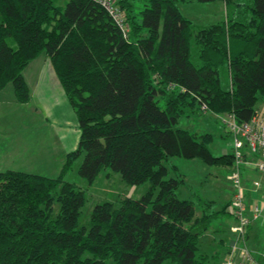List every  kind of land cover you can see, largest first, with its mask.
Here are the masks:
<instances>
[{"label": "trees", "instance_id": "trees-1", "mask_svg": "<svg viewBox=\"0 0 264 264\" xmlns=\"http://www.w3.org/2000/svg\"><path fill=\"white\" fill-rule=\"evenodd\" d=\"M178 1L116 0L130 26L124 35L96 0H0V91L12 83L17 101L28 102L23 71L45 52L80 129L57 176L0 169V264H213L200 238L226 204L212 210L180 198L184 178L170 158L232 162L231 152L212 153V134L179 121L200 110L240 122L258 112L264 0H224L226 17L197 31ZM81 154L88 182L110 169L150 186L139 198L95 204L81 225L86 191L64 177Z\"/></svg>", "mask_w": 264, "mask_h": 264}, {"label": "rangeland", "instance_id": "rangeland-1", "mask_svg": "<svg viewBox=\"0 0 264 264\" xmlns=\"http://www.w3.org/2000/svg\"><path fill=\"white\" fill-rule=\"evenodd\" d=\"M66 1L67 0H57V3H61L62 5H64ZM141 3L142 1L138 3V5H140ZM178 6L182 14L192 20L194 29L196 31L211 23L223 20L226 17V6L224 0H212L207 2H202L200 0H179ZM192 51L193 57L195 61H197L195 58L197 53L196 44L193 45ZM221 79L223 87L229 88L230 78L226 68H223L221 70ZM9 85L11 86L7 87V91L10 89V87H13L12 83H9ZM37 93L43 102L44 107L42 115L43 117H45V123L43 122V119L42 122L40 120L38 121L36 119L37 116H35L34 120L36 121H34L33 125L31 126L32 130L35 131V135L37 137L40 132L42 133L44 132V129L48 128V124L52 127V129L58 132L59 136L61 133L60 138L63 142L59 146V153L57 156H55V159H51L49 161L45 160L37 162L32 157L30 161H28V163H24V157L26 156L25 154L30 156V153L35 151L46 152L48 150L46 147H49V142L44 143L43 136L42 139L39 140L29 137L30 143L25 147L23 146L24 144L20 146L22 141L19 139V142L17 141L15 143L17 144L18 148L15 149V151L11 150L10 152L11 156H13L11 158L15 159H13L12 165H6L5 167L0 168L25 169L28 168V164L32 161L34 163H37L34 164V169H30L31 171L49 176H57L62 168V165H64L63 159L65 156L61 155V152L65 154L67 151L73 150L77 147L79 139V121L75 113V109L70 102L65 90L63 95L62 93H56V90L54 91L53 96L51 94L48 95V93L44 89H39ZM33 102L34 101H30L26 106L20 107L29 108ZM257 110L261 115L264 116V96H261V98L259 99L257 103ZM223 114L226 113L217 114L211 111L201 110L194 113L190 112V114L186 113L180 117L179 125L189 128L192 131L198 132L199 134H212L213 137L211 142L209 143V147L212 153L214 155H225L227 153H230L232 150L231 143L233 141V136L229 134V132H227L226 127L222 123ZM4 118L5 117H3V119ZM3 128V126H0V129ZM6 128L8 129L9 126H7ZM36 131H39V133H37ZM29 135L30 134H28L27 137ZM32 139H34V141ZM2 146L3 145L1 144L0 148ZM27 149H29L30 151H28ZM82 159L83 154L77 157L73 161L72 167H70L64 173L65 179L76 182L86 191L87 200L82 207V214L80 218L81 225H89L90 214L95 204L106 200L117 201L118 199L125 196L139 198L150 186V183L148 181L141 184H129L122 178V175L119 172H115L110 169H104L100 172V174L94 181L88 182V180L81 177L78 173V168ZM170 163L177 165L179 172L184 178V181L177 190L178 196L180 198H190L195 200L197 204L199 202L204 203V206H208L206 204V201H208L210 202L209 207L212 210L221 209L223 205L228 204L230 198L232 197L234 189L232 179L230 178L232 166L234 163L233 160L231 163L208 164L199 158L187 159L179 156H174L170 158ZM17 164L21 166L17 167ZM251 171L253 170L249 169V172ZM243 176L245 178V174H243ZM244 178H242V185L245 188L246 186ZM260 185L255 186L251 181V185L249 184V187H247V189H249V191L253 189L259 190ZM243 191L245 198L250 203L248 196H246V190L244 189ZM217 218L218 220H214L213 224H211V229L209 231H206V233H204L200 238L199 252H207L209 254H212L215 250L214 246H217L221 242V238H224L225 242L228 243L235 239L234 236H232L229 228L226 232L224 231L223 233L214 231V227L221 219L223 221H226V224L228 226L231 224V222H236L235 218L227 213H220ZM246 233L244 239L242 240L243 242L245 241L244 245H247L245 238ZM234 235L236 237L235 232ZM248 248L249 247H247V249ZM219 253L221 256H223V260L228 257V255H225L224 250H220ZM248 255L250 256L249 253ZM210 260L213 262V264H217L219 262L217 259L215 260L212 257L210 258ZM163 264L174 263L164 261Z\"/></svg>", "mask_w": 264, "mask_h": 264}, {"label": "crops", "instance_id": "crops-1", "mask_svg": "<svg viewBox=\"0 0 264 264\" xmlns=\"http://www.w3.org/2000/svg\"><path fill=\"white\" fill-rule=\"evenodd\" d=\"M23 74L30 88V100L28 102L25 103L18 102L14 93V87H10V89L7 91V87L11 86L9 84H7L6 87L0 91V120H2L0 121V126L4 127L3 129H0L1 131L0 145L1 144L3 145L0 148V167H5L6 165H12L13 163L12 161L14 158H11L13 156H11L10 152L11 150L15 151V149L18 148L17 144L15 143L17 141L19 142V139L22 141L20 146L24 144L23 146L25 147L28 146V144L30 143L29 137L39 140L42 139L43 136L44 143L49 142V147H46L48 149L46 152L35 151L30 153V156L25 154L26 156L24 157L25 158L24 163H28V161H30L32 157L37 162L45 161V160L49 161L51 159H55V156H57L59 153V146L63 142L60 138L61 133L59 136L58 132L52 129V127L47 123L46 124L48 128L44 129V132L39 133V131H36L40 135V136L37 135V137L35 135V131L32 130L31 127L34 121H36L34 120L35 116H37L36 119L38 121L40 120L42 122L43 119V122L45 123L44 121L45 117H43L42 115L44 106L42 100L38 96L37 93L38 90L44 89L48 93V95L51 94L52 96L55 90L56 93H60V94L62 93V95L64 93V88L62 86V83L56 73V70L49 56L45 52H42L38 57L33 59L25 67ZM30 101H34V102L29 108L20 107V106H26ZM3 117L5 118L3 119ZM16 121L18 124L16 123ZM7 126H9L8 129L6 128ZM28 134L30 135L27 137ZM79 137H80V129H79ZM32 140L34 141V139ZM29 149L27 150L30 151ZM65 154L61 152V155L65 156ZM63 160H65V157ZM36 163L31 161L28 164L29 165L28 168H25L27 169L26 171H31L30 169H34L33 166ZM20 166L19 164H17V167ZM254 180L261 181L259 190L253 189L254 191L253 190L249 191L247 187H249L248 186L249 184L251 185V181L253 184ZM244 182L246 186L244 189L246 190V196H248L250 203L253 204L254 202H260L262 205H264V173H261L259 171L249 172V170H246ZM216 219L218 220L217 216L213 218L211 224H213L214 220ZM234 224L235 221L233 223L231 222V224L227 226L226 221H223L221 219L218 222V224L214 227V231H217L219 233H223L224 231L226 232L229 228L232 236H234L235 239H233L231 242L228 243L225 242L224 238H221V242L217 246H214L215 250L213 253V258L221 262L223 260L222 259L223 256L220 255L219 251L224 250L225 255H229L230 251L232 250V247L236 245L237 249L234 251L235 261L239 262L243 260L244 251H246L250 254V258L247 259L248 263L264 264V214L261 218L254 220L248 226L245 237L247 245L246 244L244 245L245 241L244 242L237 241V237H235L234 232L232 230ZM210 227L212 226L210 225ZM210 227L207 231L211 229ZM246 246L249 247L248 248L249 250L247 249Z\"/></svg>", "mask_w": 264, "mask_h": 264}, {"label": "built area", "instance_id": "built-area-1", "mask_svg": "<svg viewBox=\"0 0 264 264\" xmlns=\"http://www.w3.org/2000/svg\"><path fill=\"white\" fill-rule=\"evenodd\" d=\"M101 3L109 12L115 23L127 35L130 29L125 14L118 8L116 0H96ZM222 123L227 132L233 136L231 153L233 154V166L230 178L233 183V194L226 205V211L235 218L233 231L237 241L244 239L248 226L264 214V205L260 202L249 203L244 196L242 185L243 174L246 170L259 171L264 173V117L258 112L249 120L238 121L233 113L222 115ZM254 185L259 186L260 180H254ZM234 245L228 257L217 264H255L248 263L250 258L248 252L244 251V259L235 261Z\"/></svg>", "mask_w": 264, "mask_h": 264}]
</instances>
